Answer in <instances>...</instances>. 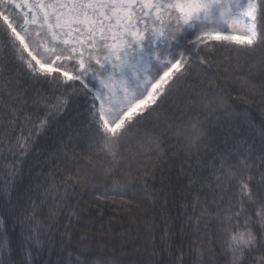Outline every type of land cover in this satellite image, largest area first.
<instances>
[{"label":"snow or ice","instance_id":"snow-or-ice-1","mask_svg":"<svg viewBox=\"0 0 264 264\" xmlns=\"http://www.w3.org/2000/svg\"><path fill=\"white\" fill-rule=\"evenodd\" d=\"M0 264H264V0H0Z\"/></svg>","mask_w":264,"mask_h":264},{"label":"trees","instance_id":"trees-1","mask_svg":"<svg viewBox=\"0 0 264 264\" xmlns=\"http://www.w3.org/2000/svg\"><path fill=\"white\" fill-rule=\"evenodd\" d=\"M76 107L73 106L69 109V112L67 115H65L64 117L61 118V121H60V126L63 127V125L69 120V119H72L75 114H76ZM255 115V113H254ZM233 121L234 123L236 122L235 121V116L233 117ZM219 136H222L223 135V132H220L218 133ZM59 138V133H57L56 131V125L54 124L53 127L44 135L40 138V143L43 145V144H48V145H54V143L58 140ZM173 211L175 212L176 210L173 209ZM9 229L13 232H16L18 233L19 229L18 228H15L11 223H9L8 225ZM13 244L15 245L16 243V240L13 239Z\"/></svg>","mask_w":264,"mask_h":264},{"label":"clouds","instance_id":"clouds-1","mask_svg":"<svg viewBox=\"0 0 264 264\" xmlns=\"http://www.w3.org/2000/svg\"><path fill=\"white\" fill-rule=\"evenodd\" d=\"M200 133H202V129H199L197 134H200ZM186 139H187V137H186ZM192 146L194 147L195 145L193 144Z\"/></svg>","mask_w":264,"mask_h":264}]
</instances>
